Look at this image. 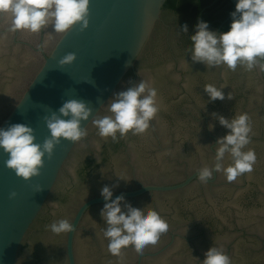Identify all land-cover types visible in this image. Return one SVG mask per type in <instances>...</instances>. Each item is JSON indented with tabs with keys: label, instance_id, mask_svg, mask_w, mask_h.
Returning a JSON list of instances; mask_svg holds the SVG:
<instances>
[{
	"label": "clouds",
	"instance_id": "9594fccd",
	"mask_svg": "<svg viewBox=\"0 0 264 264\" xmlns=\"http://www.w3.org/2000/svg\"><path fill=\"white\" fill-rule=\"evenodd\" d=\"M90 0H0V14H9L11 31H28L40 33L49 26L52 32L41 47L53 34H66L73 26L79 24L81 31L89 25ZM231 22L227 31L210 29L209 23L198 18L194 34L188 36L191 47L186 49L194 63H202L207 68L226 66L235 70L237 66L246 71L258 68L264 72V0H236L235 10L230 13ZM180 31L187 32V24L180 25ZM76 59L74 53L66 54L59 60L61 66L72 64ZM225 87L206 84L204 92L208 102L224 100ZM228 99H232L228 94ZM157 89L148 81L138 83L126 90L113 93L107 102L108 115H92V109L83 100H66L58 111H52L44 117L49 136L42 143L36 142L34 129L22 123L0 127V149L7 154L5 166L13 170L18 177L29 180L40 174L44 157L52 158L55 147L61 138L78 142L87 135L83 121L96 127L97 134L113 141L124 137L130 131L134 135L143 134L150 127V122L159 111ZM219 124L229 131L216 139L214 163L211 167L199 169L197 178L202 183L213 179V173H222L228 182L238 176L250 173L256 161L254 150H244L250 143L251 125L247 113L226 118L217 116ZM209 131L214 129L209 124ZM226 155L231 163H225ZM118 180L127 182L122 176ZM119 184L104 185L100 195L104 200L100 210L105 227L103 236L108 241L110 254L120 257L122 249L129 246L142 254L148 245L157 244L160 235L168 231L169 225L161 215L151 207L133 206L124 195L114 197V189ZM40 192V185L34 186ZM16 196L10 193V198ZM53 234L70 233L74 224L67 219H59L46 226ZM201 264H231L230 257L221 249L211 246L205 253Z\"/></svg>",
	"mask_w": 264,
	"mask_h": 264
},
{
	"label": "water",
	"instance_id": "95a60500",
	"mask_svg": "<svg viewBox=\"0 0 264 264\" xmlns=\"http://www.w3.org/2000/svg\"><path fill=\"white\" fill-rule=\"evenodd\" d=\"M235 9L236 0H228ZM166 0H90L89 25L66 34L11 31L0 14V113H51L66 100H83L92 111L107 110L113 93L139 80L150 82L165 103L206 96L204 86L223 91L264 82L258 68H207L194 63L188 36L198 20L163 9ZM187 24V32L180 25ZM210 29H214L211 25ZM74 53L72 64H59Z\"/></svg>",
	"mask_w": 264,
	"mask_h": 264
},
{
	"label": "trees",
	"instance_id": "16d2710c",
	"mask_svg": "<svg viewBox=\"0 0 264 264\" xmlns=\"http://www.w3.org/2000/svg\"><path fill=\"white\" fill-rule=\"evenodd\" d=\"M163 9L177 11L196 20L203 19L219 31L228 30L230 13L235 10L228 0H166Z\"/></svg>",
	"mask_w": 264,
	"mask_h": 264
}]
</instances>
